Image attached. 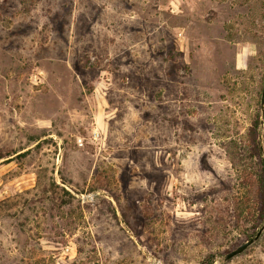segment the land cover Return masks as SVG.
<instances>
[{"label": "rangeland", "instance_id": "1", "mask_svg": "<svg viewBox=\"0 0 264 264\" xmlns=\"http://www.w3.org/2000/svg\"><path fill=\"white\" fill-rule=\"evenodd\" d=\"M264 0H0V264H264Z\"/></svg>", "mask_w": 264, "mask_h": 264}, {"label": "trees", "instance_id": "2", "mask_svg": "<svg viewBox=\"0 0 264 264\" xmlns=\"http://www.w3.org/2000/svg\"><path fill=\"white\" fill-rule=\"evenodd\" d=\"M259 124V117L256 118L255 124L251 127L249 132V137L252 146V156H257L260 159L261 163V175H260V182H259V199H260V218L264 219V168H263V151L261 147V142L258 139V128ZM231 261V260H230ZM213 256H210L208 259L204 260L202 264H212ZM229 262V261H228Z\"/></svg>", "mask_w": 264, "mask_h": 264}, {"label": "water", "instance_id": "3", "mask_svg": "<svg viewBox=\"0 0 264 264\" xmlns=\"http://www.w3.org/2000/svg\"><path fill=\"white\" fill-rule=\"evenodd\" d=\"M262 111L264 113V90H263V94H262ZM264 231V226L261 228V230L257 233V235L251 239H249L248 241L244 242L243 244H241L240 246H238L235 250L229 252L228 254H226L225 256V261H230L231 259L241 255L242 253H244L251 245H253L262 235Z\"/></svg>", "mask_w": 264, "mask_h": 264}]
</instances>
